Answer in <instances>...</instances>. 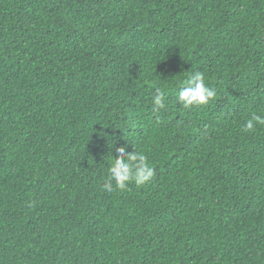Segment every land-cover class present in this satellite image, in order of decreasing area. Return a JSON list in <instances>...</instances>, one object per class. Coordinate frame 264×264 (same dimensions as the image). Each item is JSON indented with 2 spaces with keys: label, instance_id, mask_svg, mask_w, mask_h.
<instances>
[{
  "label": "trees",
  "instance_id": "obj_1",
  "mask_svg": "<svg viewBox=\"0 0 264 264\" xmlns=\"http://www.w3.org/2000/svg\"><path fill=\"white\" fill-rule=\"evenodd\" d=\"M253 115L264 0H0V264H264ZM118 149L151 180L104 190Z\"/></svg>",
  "mask_w": 264,
  "mask_h": 264
},
{
  "label": "clouds",
  "instance_id": "obj_2",
  "mask_svg": "<svg viewBox=\"0 0 264 264\" xmlns=\"http://www.w3.org/2000/svg\"><path fill=\"white\" fill-rule=\"evenodd\" d=\"M217 95L215 89L209 88L206 84V76L203 72L196 71L190 75L183 84L178 93V100L183 107L206 105ZM165 96L159 90L153 97L154 107L163 108ZM256 125H264V118L253 115L245 124V131H253ZM120 156L113 158L109 168V179L104 184V190L112 192L113 182L115 188L125 189L128 184L135 183L143 185L151 180L154 175V169L147 160V157L141 152L134 150L125 154L122 149H118Z\"/></svg>",
  "mask_w": 264,
  "mask_h": 264
}]
</instances>
